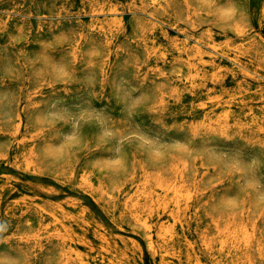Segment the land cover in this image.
<instances>
[{
    "label": "rangeland",
    "instance_id": "obj_1",
    "mask_svg": "<svg viewBox=\"0 0 264 264\" xmlns=\"http://www.w3.org/2000/svg\"><path fill=\"white\" fill-rule=\"evenodd\" d=\"M213 224L264 264V0H0V264H215Z\"/></svg>",
    "mask_w": 264,
    "mask_h": 264
},
{
    "label": "bare ground",
    "instance_id": "obj_2",
    "mask_svg": "<svg viewBox=\"0 0 264 264\" xmlns=\"http://www.w3.org/2000/svg\"><path fill=\"white\" fill-rule=\"evenodd\" d=\"M234 31L240 37H244L245 35L248 34L247 27H245L239 23L235 24ZM208 38H210V34L208 35ZM147 41H148L147 45L151 49H155L157 47V44L155 42V38H153V36L148 37ZM251 45H252L251 46L252 49H256V46L254 43ZM200 56H201L200 51H197L196 53L193 54L194 61H192L190 63L193 67L196 68L197 65L200 64V62H201ZM199 75L200 74L198 72H196L193 75V79H195ZM219 77H220V71L219 70L215 71L211 75V78H213L215 81H219ZM232 116H233V112L231 111V109H228V110H225L221 114L220 117L223 120L227 121ZM174 167H176V166H174ZM73 174H71V175H73ZM147 184H148L147 182H143V184H142L143 186H142V189L140 190L141 195L139 196V201H142V199H144L148 194L147 188H146ZM182 186H180V187H182ZM162 194L164 195L163 197H162ZM149 195L156 200V203L157 202L160 203L163 200H168L169 202H172L174 204V208H173L172 212L175 215L179 213V206H181L182 203L186 201L185 198H188L185 195H184L185 198L183 197V192L181 191L180 188L170 187V186H166V185H159V188L156 191H154L153 193L149 192ZM139 207H140V205H138L136 203H133L129 207L131 214L137 220L141 216ZM61 223H62V220L59 219L57 216H55L54 225L59 226ZM213 226L215 227V230L217 232V237L212 238V241H210V239H208L203 234H202V237L205 238L204 243L206 244L207 249H210L211 254L213 253V257L215 259V264H249L250 254H249V251L246 250V248L249 249L248 237L245 235L242 237H239L237 230H234L230 227L227 229H222L219 226H217V224H213ZM158 236L160 237L162 242L165 244L166 248L173 247L175 239H174V235L171 233V231H169L168 229L161 228L158 231ZM151 244L153 247H155L154 242L151 241ZM260 253H261V256L264 257V253L263 252H260ZM188 260L190 262H192L190 264H202L200 262L199 258H195L193 256V254L189 255ZM83 264H96V263L94 261L88 259Z\"/></svg>",
    "mask_w": 264,
    "mask_h": 264
}]
</instances>
